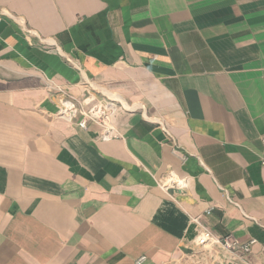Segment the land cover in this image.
I'll return each instance as SVG.
<instances>
[{"label":"crops","instance_id":"obj_1","mask_svg":"<svg viewBox=\"0 0 264 264\" xmlns=\"http://www.w3.org/2000/svg\"><path fill=\"white\" fill-rule=\"evenodd\" d=\"M0 12V264H264V0ZM60 91L114 96L120 137L59 117ZM201 225L256 244L191 258Z\"/></svg>","mask_w":264,"mask_h":264},{"label":"built area","instance_id":"obj_2","mask_svg":"<svg viewBox=\"0 0 264 264\" xmlns=\"http://www.w3.org/2000/svg\"><path fill=\"white\" fill-rule=\"evenodd\" d=\"M12 20L20 22L16 17L9 16ZM4 18V15L0 12V22ZM24 33L29 35V31L23 26ZM61 100L58 109V116L66 120H73L78 117L76 123L79 129L85 130L88 123L97 126L100 129L99 139L102 141H108L120 137L116 127L114 125V116L117 111L122 107L115 99L97 98L95 95L88 94V97L79 101L71 96L65 95L60 91ZM262 152L259 157V166L264 174V137L261 138ZM182 160L184 158L182 157ZM168 185L177 189L180 192H185L188 189V184L185 179H177L173 174L169 173L158 180V186ZM209 210L205 212L203 216L209 215ZM203 216H197L192 218V221L200 224V219ZM256 244L255 240L242 243L232 235H226L222 237L215 236L205 226L201 225V229L194 239V249L190 254L193 258L199 254L210 253L213 247H217L232 256H242L250 252L251 248ZM261 251L264 253V245L261 246ZM145 261V257H139L135 264H142Z\"/></svg>","mask_w":264,"mask_h":264},{"label":"rangeland","instance_id":"obj_3","mask_svg":"<svg viewBox=\"0 0 264 264\" xmlns=\"http://www.w3.org/2000/svg\"><path fill=\"white\" fill-rule=\"evenodd\" d=\"M87 86H88V85H87ZM89 94H95V95H96V93H92V92L89 93ZM114 98H115V97L111 95V99H114Z\"/></svg>","mask_w":264,"mask_h":264}]
</instances>
